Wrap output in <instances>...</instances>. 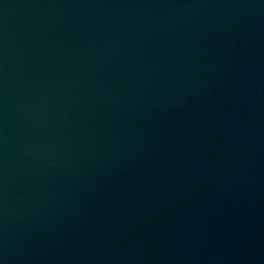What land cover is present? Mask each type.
<instances>
[{
  "label": "water",
  "instance_id": "95a60500",
  "mask_svg": "<svg viewBox=\"0 0 264 264\" xmlns=\"http://www.w3.org/2000/svg\"><path fill=\"white\" fill-rule=\"evenodd\" d=\"M0 264H264V0H0Z\"/></svg>",
  "mask_w": 264,
  "mask_h": 264
}]
</instances>
